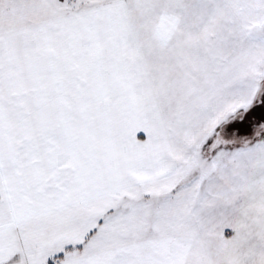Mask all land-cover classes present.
Returning a JSON list of instances; mask_svg holds the SVG:
<instances>
[{"label": "snow or ice", "instance_id": "obj_1", "mask_svg": "<svg viewBox=\"0 0 264 264\" xmlns=\"http://www.w3.org/2000/svg\"><path fill=\"white\" fill-rule=\"evenodd\" d=\"M0 264H264V0H0Z\"/></svg>", "mask_w": 264, "mask_h": 264}]
</instances>
